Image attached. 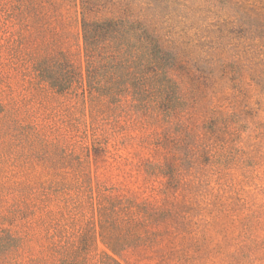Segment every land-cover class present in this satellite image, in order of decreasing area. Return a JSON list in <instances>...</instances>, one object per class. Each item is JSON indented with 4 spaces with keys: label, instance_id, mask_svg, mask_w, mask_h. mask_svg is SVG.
<instances>
[{
    "label": "rangeland",
    "instance_id": "374dc122",
    "mask_svg": "<svg viewBox=\"0 0 264 264\" xmlns=\"http://www.w3.org/2000/svg\"><path fill=\"white\" fill-rule=\"evenodd\" d=\"M5 1L0 45L55 42L76 62L82 8L141 22L179 100L170 107L160 84L153 94L160 111L128 94L107 119L88 122L107 146L68 176L81 180L69 193L77 197L72 206L52 208L58 233L89 243L103 192L136 211L141 240L118 252L122 264H264V0H48L50 15L40 0H13L24 5L11 20ZM2 206L9 217L0 226L22 230L30 217H16L15 203ZM103 250L99 239L93 254Z\"/></svg>",
    "mask_w": 264,
    "mask_h": 264
},
{
    "label": "trees",
    "instance_id": "16d2710c",
    "mask_svg": "<svg viewBox=\"0 0 264 264\" xmlns=\"http://www.w3.org/2000/svg\"><path fill=\"white\" fill-rule=\"evenodd\" d=\"M23 5L6 0L4 18ZM38 6L51 14L48 0ZM81 39L79 62L55 42L0 45V202L3 208L15 203L16 217H30L22 230L0 226V264H122L118 252L141 240L134 232L132 202L103 192L96 201L98 229L91 227L89 243L58 233L60 219L52 208L62 207L63 213L72 206L77 197L69 193L81 180L68 176L86 168L92 150L107 146L98 124L88 122L107 119V111L120 108L128 94L146 110L160 111L153 95L160 84L171 93L170 107L179 101L174 83L156 66L155 36L141 22L92 17L82 8ZM0 217L9 216L0 210ZM99 239L107 250L93 254Z\"/></svg>",
    "mask_w": 264,
    "mask_h": 264
}]
</instances>
